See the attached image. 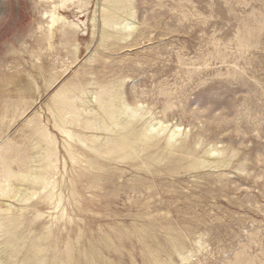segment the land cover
Listing matches in <instances>:
<instances>
[{
	"label": "rangeland",
	"instance_id": "1",
	"mask_svg": "<svg viewBox=\"0 0 264 264\" xmlns=\"http://www.w3.org/2000/svg\"><path fill=\"white\" fill-rule=\"evenodd\" d=\"M38 1L0 0V170L41 167L36 128L59 152L58 210L40 191L26 203L0 200L24 209L20 245L51 247L48 259L64 264H264V0H126L104 39L103 1L73 0L60 13L87 23L50 50L49 8ZM59 84L120 86L142 116L133 123L155 125L157 148L178 133L174 153L71 164L48 111ZM62 211V222L48 217Z\"/></svg>",
	"mask_w": 264,
	"mask_h": 264
},
{
	"label": "bare ground",
	"instance_id": "2",
	"mask_svg": "<svg viewBox=\"0 0 264 264\" xmlns=\"http://www.w3.org/2000/svg\"><path fill=\"white\" fill-rule=\"evenodd\" d=\"M71 1L73 0L38 1L39 3H45L49 8L48 10L42 11L43 13L41 15V17L47 21V25L45 26L46 31L43 33L46 50H50L53 47L56 37L67 39V36H72L81 31L80 23L84 26L87 23V21H81L80 18L77 22L69 21L66 16L60 13V10L64 11L68 7L67 3ZM76 1L77 3H82L83 7L85 6L84 4L87 5L89 3L88 0ZM102 1L101 25L103 27L102 39H104L106 37L104 33L106 29L119 25L118 21L120 22V18L118 19L117 15H119L120 12L118 14L117 11L126 10L127 5L125 6V2L127 1ZM124 13H126V11ZM78 14L83 15V9H81ZM94 14L96 13L94 12ZM95 17L93 16L91 18L90 24L95 21ZM124 25L129 29H134L133 24L127 23ZM124 27L125 26H123V28ZM42 28L43 27L39 25L38 30ZM121 37H123V35H121ZM74 39L76 38L74 37ZM122 39H125V37ZM58 83V81L52 83L49 88L54 89L53 87L58 85ZM59 85L60 86L51 97L48 111L54 120V127L67 138L68 142L66 143L65 149L71 164H82V157L92 158L91 156H97L104 160L111 157V159L108 160L114 163H123L127 158V164L131 165L139 159V153L144 150L150 151L151 154L148 153L146 157L153 162L161 161L174 153L175 138L178 133L173 130L169 136L166 137L163 148H157L159 141H157L156 137L153 135V132L155 133L156 131L155 125L146 126L143 123L138 127L133 123L141 120L142 116H139L137 108H131L127 105L120 86H101L95 91H86L80 87L67 88V85ZM34 130L40 136L37 142L38 152H36V155L42 165L37 168L33 166L34 161L31 160V162L27 164L26 169L19 173L11 171L8 165L4 166L0 170V200L7 198L16 203H26L31 200L32 197L34 198L38 191H40L46 193V195L41 198L40 202L43 204H51V202L57 199L54 209L58 210L61 204V196L56 195L54 191L57 187L56 181L58 182L59 180L55 181L52 175L53 173L57 175L59 168H57V164L59 166L57 145L55 140L48 137L43 129L36 128ZM160 131L163 130L161 129ZM164 152H166L167 155L166 153L164 154ZM117 154H119L118 157H113V155ZM206 160L208 162H213L214 166L216 165L215 167L220 166L218 161L209 158V155L205 158V161ZM205 161L192 160L191 163L188 164V167L194 168L201 166L200 164H203ZM138 166L139 165H133V167ZM63 167L65 168V162H63ZM61 180L63 181V179ZM23 210V208L10 203L0 202V238L4 237V240L0 242V264H14L17 260L19 264H64L59 254H55L50 260L48 259L47 251H50L51 247L49 249H47V246L39 247V243L38 246L33 245V247L31 244L30 246L29 244L20 245V240L24 238L18 233L23 223L20 221L23 217L20 213H22ZM41 215L43 216V214ZM48 217L53 218V222H62L61 220L66 216L65 212L62 211L60 215H54L53 217L49 214ZM61 225L62 223H60L59 226ZM51 233L53 236V232ZM47 234L49 238L51 237L50 239H52V236L49 233ZM47 237L48 236L45 235L44 239L46 240ZM50 242H52V240H50ZM64 248L67 250V245ZM6 249L9 251L4 252ZM53 254L54 253H52V255Z\"/></svg>",
	"mask_w": 264,
	"mask_h": 264
}]
</instances>
